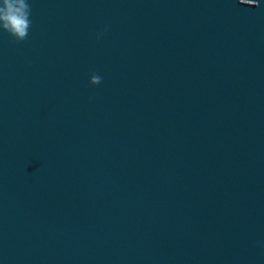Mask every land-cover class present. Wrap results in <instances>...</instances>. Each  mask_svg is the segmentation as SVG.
Segmentation results:
<instances>
[{
  "label": "water",
  "instance_id": "95a60500",
  "mask_svg": "<svg viewBox=\"0 0 264 264\" xmlns=\"http://www.w3.org/2000/svg\"><path fill=\"white\" fill-rule=\"evenodd\" d=\"M27 3L0 264H264V0Z\"/></svg>",
  "mask_w": 264,
  "mask_h": 264
},
{
  "label": "clouds",
  "instance_id": "9594fccd",
  "mask_svg": "<svg viewBox=\"0 0 264 264\" xmlns=\"http://www.w3.org/2000/svg\"><path fill=\"white\" fill-rule=\"evenodd\" d=\"M254 2L255 0H240L245 5H252ZM30 13L27 0H0V29L6 31L15 41H24L31 26ZM100 82V76H91V84L97 85Z\"/></svg>",
  "mask_w": 264,
  "mask_h": 264
}]
</instances>
